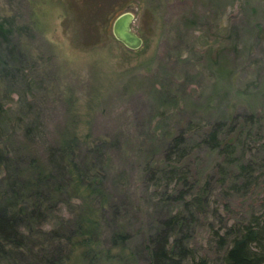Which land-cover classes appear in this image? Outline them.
I'll list each match as a JSON object with an SVG mask.
<instances>
[{
  "label": "rangeland",
  "instance_id": "374dc122",
  "mask_svg": "<svg viewBox=\"0 0 264 264\" xmlns=\"http://www.w3.org/2000/svg\"><path fill=\"white\" fill-rule=\"evenodd\" d=\"M125 12L139 52L111 36ZM1 23L0 205L29 209L40 193L43 218L0 264H152L150 239L188 214L180 193L205 206L178 236L213 260L211 233L264 208V0H0ZM215 125L235 143L230 165L196 146ZM178 135L187 155L166 162ZM240 155L258 178L230 191Z\"/></svg>",
  "mask_w": 264,
  "mask_h": 264
},
{
  "label": "trees",
  "instance_id": "16d2710c",
  "mask_svg": "<svg viewBox=\"0 0 264 264\" xmlns=\"http://www.w3.org/2000/svg\"><path fill=\"white\" fill-rule=\"evenodd\" d=\"M3 26L6 27V30ZM8 32L9 27L1 23L0 36L5 38L4 36H6ZM221 128V125L213 126L196 146L199 147L203 145L208 147L210 151L219 152V154L224 157L225 164L230 165L232 160L229 159L232 157L235 143L231 140L224 142L220 140L219 135ZM182 139V135H178L171 140L164 155V160L166 162H172L175 156H177V162L187 155L186 152L182 153L179 150L180 146L183 144ZM235 164L237 165L235 166L237 167V177L235 179L239 178V181L243 177L244 179L240 182L241 186L239 185L238 190H236L234 179L230 191L234 190L240 192L243 189L249 190L251 186L256 184V178H258L252 176L255 164L252 161L244 162L242 155L239 156L238 160H235ZM169 174L176 177V183H182L181 185L187 183L185 169L179 168L177 170L175 166H173ZM203 191L205 192V189H203ZM39 195L37 193L32 194V206L29 209H18L16 207L18 202H16L15 205L12 202V205H9L8 202H6L4 206L0 205L1 254H3L6 249L17 251L27 246L29 237L23 231L28 230L29 226L27 224L30 221H41L43 218V212L39 208L43 204H39L34 200ZM180 195V199L183 202L182 207L188 214L187 216H184L181 212L171 214L162 223V230L150 239L149 256L152 264H182L187 259H190L194 264H264V208L258 214L255 213L249 216L248 220L245 222L228 227L223 233L213 231L211 234L216 244V253L218 257L211 260L204 256H196L193 249L186 245L187 234L178 236L183 227L187 226L191 221L193 222V213L189 212L188 209H195L199 213L203 211V206H205V204L201 202L203 197L199 195H190L189 200L184 201L183 195L181 193ZM42 200L45 203V199L43 198ZM45 233L50 236V240H54L56 237L53 231H46ZM70 240L71 238H66L65 241L67 242ZM126 240L127 236L125 235H112L111 237L112 246L117 243H123ZM40 259L38 260L39 264L62 263L60 257L51 259L47 258V256H43ZM91 259L93 260V257Z\"/></svg>",
  "mask_w": 264,
  "mask_h": 264
},
{
  "label": "water",
  "instance_id": "95a60500",
  "mask_svg": "<svg viewBox=\"0 0 264 264\" xmlns=\"http://www.w3.org/2000/svg\"><path fill=\"white\" fill-rule=\"evenodd\" d=\"M133 16L125 12L117 16L111 24V36L128 51L139 52L142 47L141 39L132 30Z\"/></svg>",
  "mask_w": 264,
  "mask_h": 264
}]
</instances>
